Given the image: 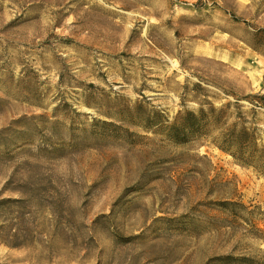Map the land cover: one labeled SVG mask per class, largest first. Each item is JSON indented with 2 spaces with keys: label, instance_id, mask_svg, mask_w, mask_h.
I'll list each match as a JSON object with an SVG mask.
<instances>
[{
  "label": "rangeland",
  "instance_id": "obj_1",
  "mask_svg": "<svg viewBox=\"0 0 264 264\" xmlns=\"http://www.w3.org/2000/svg\"><path fill=\"white\" fill-rule=\"evenodd\" d=\"M262 96L264 0H0V264L263 256L216 203L264 177L141 123Z\"/></svg>",
  "mask_w": 264,
  "mask_h": 264
},
{
  "label": "trees",
  "instance_id": "obj_2",
  "mask_svg": "<svg viewBox=\"0 0 264 264\" xmlns=\"http://www.w3.org/2000/svg\"><path fill=\"white\" fill-rule=\"evenodd\" d=\"M263 101H264V96ZM251 101V96H246ZM264 104H260L263 107ZM145 129L178 144H186L195 140L208 138L220 150L233 157L242 167L253 168L264 177V126L260 127L257 111H253L251 119L238 108L231 109V104L222 108L209 103L198 110L179 112L173 120H169L161 111L154 110L142 120ZM217 208L229 219L231 227L246 239L264 241V208L251 206L230 199L216 203ZM261 252V250H260ZM220 264H264V255L260 257L227 254L217 257Z\"/></svg>",
  "mask_w": 264,
  "mask_h": 264
}]
</instances>
